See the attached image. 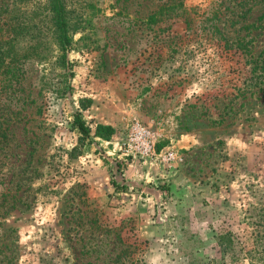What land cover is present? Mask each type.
Instances as JSON below:
<instances>
[{
	"label": "rangeland",
	"instance_id": "1",
	"mask_svg": "<svg viewBox=\"0 0 264 264\" xmlns=\"http://www.w3.org/2000/svg\"><path fill=\"white\" fill-rule=\"evenodd\" d=\"M66 4L64 57L43 13L13 43L26 57L0 66V264H250L264 235V0ZM78 113L110 139L80 145ZM136 122L174 160L126 154Z\"/></svg>",
	"mask_w": 264,
	"mask_h": 264
},
{
	"label": "trees",
	"instance_id": "2",
	"mask_svg": "<svg viewBox=\"0 0 264 264\" xmlns=\"http://www.w3.org/2000/svg\"><path fill=\"white\" fill-rule=\"evenodd\" d=\"M0 0V66L10 68L16 63L20 57H26V53L19 55L13 48V43L17 40L18 35L25 32L27 29L37 30V26L33 19H37L39 15L45 13V20H49L50 27L54 41L59 47V50L64 54L73 46L71 23L69 12L67 9L66 0H43V3L33 5L32 9L22 10L18 7L19 2H28L27 0ZM153 18V16L151 17ZM39 23L41 20L38 21ZM28 34V33H27ZM61 57V58H62ZM92 102L88 99L81 100L79 107L87 109ZM72 126L76 128L80 134L79 144L82 145L85 140L92 137L108 141L113 134L110 127L97 125L94 135L91 136V129L85 124L81 116L76 114L72 122ZM117 170L114 172L115 177ZM114 177V178H115ZM122 186V187H120ZM114 188H125L117 182H112ZM264 233V231H263ZM263 241L256 239L254 248L247 251L248 260L250 264H264V235ZM219 246L231 256H235V244L232 235L229 232L222 233L218 236ZM231 252V253H230Z\"/></svg>",
	"mask_w": 264,
	"mask_h": 264
},
{
	"label": "built area",
	"instance_id": "3",
	"mask_svg": "<svg viewBox=\"0 0 264 264\" xmlns=\"http://www.w3.org/2000/svg\"><path fill=\"white\" fill-rule=\"evenodd\" d=\"M124 151L128 155H136L142 159H157L163 161L174 160V154L166 151L165 153H157L155 149L154 136L149 129L136 122L128 127V133L123 139Z\"/></svg>",
	"mask_w": 264,
	"mask_h": 264
},
{
	"label": "crops",
	"instance_id": "4",
	"mask_svg": "<svg viewBox=\"0 0 264 264\" xmlns=\"http://www.w3.org/2000/svg\"><path fill=\"white\" fill-rule=\"evenodd\" d=\"M131 166H133L132 168H134L135 166L134 165H131ZM114 174V173H113ZM125 176V175H124ZM116 180H117V182L118 183H120V184H122V185H125V186H128V182H124V180L122 179V178H120V176H119V174H117L116 173ZM119 178H120V180H119ZM126 178H128V177H126ZM126 178L124 177V179L126 180ZM128 180H130V182L132 181V182H136L137 180H142V177H136L135 176V178L134 177H129V179ZM131 182V183H132ZM117 192V191H116ZM116 195H117V193H115Z\"/></svg>",
	"mask_w": 264,
	"mask_h": 264
}]
</instances>
